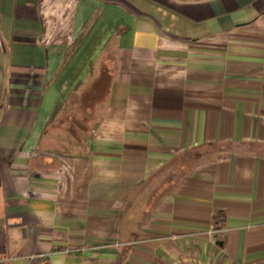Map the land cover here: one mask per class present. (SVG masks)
Wrapping results in <instances>:
<instances>
[{
	"label": "crops",
	"instance_id": "obj_1",
	"mask_svg": "<svg viewBox=\"0 0 264 264\" xmlns=\"http://www.w3.org/2000/svg\"><path fill=\"white\" fill-rule=\"evenodd\" d=\"M0 264H264V0H0Z\"/></svg>",
	"mask_w": 264,
	"mask_h": 264
},
{
	"label": "rangeland",
	"instance_id": "obj_2",
	"mask_svg": "<svg viewBox=\"0 0 264 264\" xmlns=\"http://www.w3.org/2000/svg\"><path fill=\"white\" fill-rule=\"evenodd\" d=\"M82 94L80 90L71 94L65 104L55 113L47 130H45L44 138L50 143L53 142L51 146L53 150L57 148L60 152H65L67 145L64 143L70 138V135L79 136L81 134V131H73L66 128L71 120H85L84 122L87 124L92 117V115L81 113L83 107L89 102V99H85Z\"/></svg>",
	"mask_w": 264,
	"mask_h": 264
},
{
	"label": "trees",
	"instance_id": "obj_3",
	"mask_svg": "<svg viewBox=\"0 0 264 264\" xmlns=\"http://www.w3.org/2000/svg\"><path fill=\"white\" fill-rule=\"evenodd\" d=\"M216 222H220V217H218V218H216V216H215V218H214V225L216 226Z\"/></svg>",
	"mask_w": 264,
	"mask_h": 264
}]
</instances>
